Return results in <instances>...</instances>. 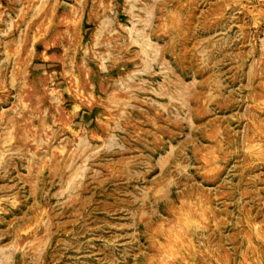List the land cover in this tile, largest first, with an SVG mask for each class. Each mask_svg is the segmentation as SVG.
<instances>
[{
	"label": "rangeland",
	"instance_id": "1",
	"mask_svg": "<svg viewBox=\"0 0 264 264\" xmlns=\"http://www.w3.org/2000/svg\"><path fill=\"white\" fill-rule=\"evenodd\" d=\"M0 264H264V0H0Z\"/></svg>",
	"mask_w": 264,
	"mask_h": 264
}]
</instances>
